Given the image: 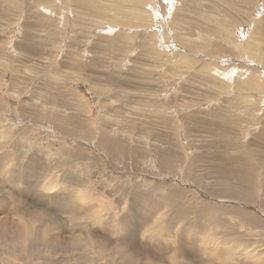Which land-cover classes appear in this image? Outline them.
<instances>
[{
	"label": "rangeland",
	"instance_id": "1",
	"mask_svg": "<svg viewBox=\"0 0 264 264\" xmlns=\"http://www.w3.org/2000/svg\"><path fill=\"white\" fill-rule=\"evenodd\" d=\"M94 1L100 7L103 6L104 13L97 4L89 10H85V7H87L85 0H14L15 4L11 0H0V135H6L0 137V142L3 139L2 144H0V157L3 156L0 158V167H5L4 169L1 168L3 171H0V185L3 181L5 184L7 183V186H18L19 188L16 187V189L24 191L22 195L13 197L14 207L10 211L14 210L16 214L13 213V215H17L16 220H20V222L29 216L39 220V216V218H43L47 215L51 216L59 210L61 211L62 208L60 209L58 206V209L55 210L57 208L56 204H51L50 207L40 204L42 208L38 207L37 203H40L37 201L38 196L34 197L35 202L31 205L28 203L25 206L21 205L20 201L23 199H27V202L31 203L34 191L38 190L58 192V195L63 196L62 204L67 203L65 199L68 198V203H71L75 209L79 199L80 203L87 205L85 211L74 213L76 215V219L74 221L72 219L74 223L69 219L60 221V223L57 222L55 226L51 224L53 233L48 236V239L51 240L56 236L57 241H66V245L57 243L56 248L54 244V247L51 248L48 246L43 247L44 250L37 246L35 248L37 254L34 251L27 252L24 247V249L17 247L18 251L21 252H17L15 260L12 258L10 261L9 257H2L1 255L0 263L5 259L8 262L10 261L9 264H31V262L32 264H43V261L44 264H69L67 261L74 262L76 260L74 256L78 257V255L81 256L82 253L87 252L89 256L94 255L92 257L93 262H88L87 260L91 256H88V258L86 253L83 254L86 255L85 258L87 257V259L84 258L87 263L104 264V259L101 260L97 257L101 256L102 251L106 248L112 245L116 248L118 244L120 245V242L121 244L122 241L126 242L125 234L127 232L122 228L130 226L136 227L134 228L136 232L132 231L134 238L127 236L129 244L127 243L124 249L121 245L118 248L127 251L125 248L127 245L133 246L137 250V259H140L145 256V251L152 244L155 247L158 243L154 242V239L159 238L161 240L165 237L171 240L177 237V232L183 231L186 221L193 220L196 221L193 224L194 226L199 224L193 235H203L208 239L209 235L213 236L214 233V236L218 237L223 234V237L227 238L226 242L240 238V231L245 233L242 238L252 239L246 234L247 231H252L263 238L262 245H264V234H261L262 228L264 229V225H262L264 205L261 201L264 190H261L260 187H258L260 190L255 189L256 185L259 184V180H262L264 176V164L256 166L253 172L246 169L247 173H251L250 176L247 175V179L243 175L245 171L243 167L246 166H242V170L238 171L236 163L234 166V163H230L232 165L229 166L228 162L234 157V153L238 155L241 151L249 148L247 154L250 155L252 160H256L259 157V152L264 151V135L261 134L264 133V59L261 57V59H258L259 56L254 59L255 57L252 56L254 52H251V56L249 55L250 48H254L255 44L256 47L260 48V51L264 50V35L253 29L257 22H261L260 20L264 17V0H151L150 4L140 3L133 9L131 8V0ZM106 5L109 7H106ZM136 9L142 11L136 13L134 11ZM129 10L133 12L131 13ZM77 11H80V13ZM126 11H129L130 16H126L128 15ZM119 12L121 14H118ZM133 13L138 15L135 19L132 17ZM95 14H98V16ZM113 14L114 16H112ZM257 14H260V16L258 17ZM104 15L106 20L105 17L102 21L98 19L99 17L101 19ZM107 17H113L115 20ZM219 19L223 22H220ZM119 20L122 21L121 23L124 26L121 27ZM224 20L226 21L224 22ZM95 21H98V23H95ZM124 23H128V25L126 26ZM144 26L147 27L144 28ZM146 34L148 37H146ZM247 36L250 37L247 39L251 40L250 43L253 42L254 46L251 43L252 47L247 48ZM258 44L259 46H257ZM238 51L240 52L238 53ZM178 58L190 59L193 66L179 65L178 61L180 63V59L178 60ZM253 66L257 69H254ZM243 69L244 72H242ZM247 71L249 72L246 73L247 77L241 76V73ZM252 74V78L256 82H254L255 87L253 89L237 91L232 88L235 82H247ZM234 76H237L239 79L236 78L239 81H236ZM231 82L234 84L231 85ZM236 95H238V98ZM235 100L241 101L237 104L238 102H235ZM26 106H29V108ZM21 108L24 110L21 111ZM48 116H51L50 120H48ZM81 120H84V122ZM50 121L51 123H49ZM75 122L77 123L74 125L76 129L72 127ZM62 123L70 124V130L68 129L69 125L66 127ZM59 128H64V133ZM7 130L8 132H6ZM11 134H14L16 141ZM7 137L11 142H8V139L5 140ZM4 141H6V144ZM225 142L227 145L232 143L233 146L229 145L228 147ZM227 147L229 149L232 147V149L229 150ZM211 148H213V151ZM234 148L236 152H239L236 153L235 150L233 152ZM6 152L7 154H5ZM74 152L79 154L77 155ZM229 152H231L230 156L226 154ZM107 153H110V155ZM222 153H225L226 157L229 156L230 159H226L225 155L224 158ZM70 154H73V156ZM2 163L5 165L3 166ZM69 169L72 171L69 172ZM4 171L6 172L4 173ZM2 172L3 174H1ZM15 172L18 174H15ZM36 172L40 174L39 180L41 182H37L36 176L38 174ZM224 173L226 176H224ZM22 174L24 175L22 176ZM15 180L18 181L17 184H15ZM227 180L229 183L226 182ZM10 181L14 183L11 184ZM233 185L240 186V188H236L237 192H233L234 189L231 190ZM170 186L172 189L174 188L173 193L170 192L172 189L168 190L171 188ZM46 188L49 190H46ZM166 188L168 189L166 190ZM242 188L249 189L247 191L251 200L242 198L244 194L240 192ZM168 192L170 195L166 196ZM0 193L2 192L0 191ZM175 193L179 195L177 196L179 203L174 200H177V198L172 197ZM77 194H79V197ZM88 195H93L94 199L91 200V196ZM98 196L100 201H96ZM171 197L173 201L170 200ZM217 197L235 200L242 198L239 200L242 203L218 201ZM164 198H168L170 201L167 199L165 201ZM169 203L172 207L168 205ZM177 205L182 207L180 208ZM222 205L227 210L230 208L229 210L235 209V211L247 212L249 215L253 214L257 216L254 219L256 221L248 219L245 221L233 215H228L225 219L223 216V219L227 222L224 231L221 233L222 229L217 227L218 225L213 228L210 227V224L213 222V217H216L222 208L224 209ZM32 206L40 210H34ZM137 207L139 208L137 209ZM19 208L21 209L19 210ZM183 210L189 212L188 216L183 218L185 221H181L182 218L178 216L172 219V215L176 216L179 211ZM0 211L5 215V211ZM10 211H7V213H11ZM129 212H133L135 216L132 225L124 221ZM109 213H111V216L115 215L112 218L117 219V221L123 216L121 217L122 223L116 220L117 224L114 223V220L108 218ZM149 213L150 215H148ZM151 215H154V217ZM139 218L142 220L141 222L149 223L146 226L144 224V227L142 226L144 229L141 228L140 223L135 222ZM148 220L149 222H147ZM119 223L124 226L119 225ZM114 224L119 226L117 227ZM171 224L172 227L169 226ZM151 225H153L152 229ZM106 226L111 227L110 229L115 233L113 236L110 232H107ZM205 226L209 229L204 228ZM56 227H58V231ZM81 227H83L82 233H80ZM139 228L146 232L143 231L144 233H142ZM66 230L69 231V234H66ZM147 230L151 232L148 233ZM85 231H88L89 234ZM78 234L82 235L79 236ZM169 234L172 236H169ZM204 234H207L208 238ZM68 235L70 237H67ZM87 235L90 238L87 239ZM110 237L113 243L111 239L109 240ZM228 237L231 240H228ZM71 239H80V246L83 245L82 248L85 252H80V254L77 249L73 250L71 248L72 251L69 250ZM98 239L105 244V247L100 241L98 242ZM84 242L89 246L85 245ZM138 242L140 243L138 244ZM92 243H95V246H92ZM248 243L247 241L240 242L242 247H250L254 244L250 243V246H248ZM96 244H99L98 247ZM100 245H103L102 248ZM174 245L169 241L166 243L167 248L168 246L169 248L172 247L170 249H175L176 245ZM63 246V252L66 250V255L61 250L59 251L62 254L57 251V249H63ZM84 246L88 248L87 251ZM237 246L240 245L237 244ZM90 247L92 248L91 251H89ZM95 247H100L101 251L99 252ZM14 249L12 243L5 247V251ZM92 251L93 253L90 254ZM95 252L98 255L97 257ZM44 253L46 254L45 258ZM193 258L195 261L198 260V257ZM84 259H81L82 264L83 261L85 262ZM71 261L70 264L73 263ZM114 261H108L105 264H117L119 262L117 258ZM122 262L126 264L125 261ZM75 263L76 261L73 264Z\"/></svg>",
	"mask_w": 264,
	"mask_h": 264
},
{
	"label": "bare ground",
	"instance_id": "2",
	"mask_svg": "<svg viewBox=\"0 0 264 264\" xmlns=\"http://www.w3.org/2000/svg\"><path fill=\"white\" fill-rule=\"evenodd\" d=\"M20 1V0H19ZM11 2L12 3H16V2H14V0H11ZM22 2V1H21ZM85 4H87V7H85V10H89L90 8H92L95 4H97L98 5V3L97 2H95L94 0H85ZM131 2H132V5H131V8L133 9V8H136L137 6H138V4H140V3H146V4H150L151 3V0H149V1H147V0H131ZM212 2V1H211ZM239 2V1H238ZM23 3V2H22ZM46 3H47V1H46ZM104 3V2H103ZM107 3V2H106ZM109 3V2H108ZM117 3V2H116ZM115 3V4H116ZM159 3V2H158ZM189 3V2H188ZM228 3V2H227ZM226 3V4H227ZM237 3V2H236ZM261 3V2H260ZM21 3L19 2V5H20ZM102 4V3H101ZM113 4V3H112ZM114 4V5H115ZM200 4V3H199ZM202 4V3H201ZM205 4V3H204ZM209 4V3H208ZM238 4V3H237ZM108 5H111V4H108ZM108 5H106V7H109ZM193 5V4H192ZM230 5V4H229ZM241 5V4H240ZM21 6V5H20ZM96 6V5H95ZM153 6V5H152ZM200 6V5H199ZM203 6H205V5H203ZM98 7H100L99 5H98ZM105 7V6H104ZM209 7V6H208ZM101 9H102V11H103V6H101L100 7ZM111 8H113V7H111ZM202 8V7H201ZM205 8V7H204ZM228 8V7H227ZM240 8V7H239ZM238 8V9H239ZM110 9V8H109ZM203 9V8H202ZM234 9V8H233ZM232 9V10H233ZM263 9V8H262ZM92 10V9H91ZM124 10V9H123ZM150 10V9H149ZM240 10V9H239ZM243 10V9H242ZM264 10V9H263ZM17 11V10H16ZM81 11V10H80ZM80 11L78 12V13H80ZM105 11H106V8H105ZM109 11H111V12H113L112 10H109ZM109 11H107V12H109ZM118 11V10H117ZM130 11V10H129ZM129 11H126L127 12V14L129 13ZM136 13H138V11H142V10H134ZM152 11V10H151ZM154 11V10H153ZM152 11V12H153ZM230 11V10H229ZM238 11V10H237ZM19 12V11H18ZM81 12H83V11H81ZM131 12V11H130ZM133 12V11H132ZM131 12V13H132ZM159 12V11H158ZM239 12V11H238ZM241 12V11H240ZM244 12V11H243ZM91 13V12H90ZM98 13V12H97ZM102 13H104V11L102 12ZM123 13V12H122ZM125 13V12H124ZM130 13V14H131ZM134 14L133 13V16L132 17H134L133 19H135L138 15L137 14ZM108 14H110V13H108ZM118 14H121V12H119ZM146 14V13H145ZM152 14V13H151ZM252 14V13H251ZM261 14V13H260ZM260 14L258 15V17L260 16ZM81 15V14H80ZM94 15V14H93ZM95 15H97L98 16V14H95ZM102 15V14H101ZM106 15V14H105ZM103 16L101 19H100V17L98 18L99 20H103V18L106 20V16ZM117 15V14H116ZM135 15V16H134ZM137 15V16H136ZM100 16V15H99ZM112 16H114V14L112 15ZM119 16V15H118ZM126 16H130L129 14L128 15H126ZM140 16V15H139ZM143 16H146V15H143ZM155 16V15H154ZM153 16V17H154ZM215 16V15H214ZM77 17H78V15H77ZM117 17V16H116ZM141 17H142V15H141ZM216 17V16H215ZM94 18V17H93ZM107 18H112V19H114L113 17H107ZM118 18V17H117ZM143 18V17H142ZM146 18V17H145ZM241 18V17H240ZM111 19V20H112ZM130 19V18H129ZM217 19V18H216ZM96 20V19H95ZM108 20H110V19H108ZM115 20V19H114ZM145 20V19H144ZM176 20V19H175ZM101 21H100V23H101ZM120 21V20H119ZM125 21V20H124ZM127 21V20H126ZM125 21V22H126ZM140 21V20H139ZM143 21V20H142ZM146 21V20H145ZM178 21V20H177ZM218 21V20H217ZM219 21H220V19H219ZM222 22H223V20H221ZM220 21V22H221ZM226 20H224V22H225ZM261 22H257V25L253 28V29H255L258 33H262L263 35H264V17H263V19H261L260 20ZM122 21H120V23H121ZM129 22V21H128ZM147 22V21H146ZM229 22V21H228ZM232 22V21H231ZM95 23H98V21H95ZM130 23V22H129ZM141 23V22H140ZM147 23H149V22H147ZM93 24V23H92ZM125 24V23H124ZM143 24V23H142ZM219 24V23H218ZM246 24V23H245ZM96 25V24H95ZM98 25V24H97ZM117 25H119V24H117ZM122 25H123V23H121V27H122ZM126 26L128 25V23L127 24H125ZM133 25V24H132ZM238 25H239V23H238ZM99 26V25H98ZM124 26V25H123ZM129 26H130V24H129ZM220 26V25H219ZM145 27H147V26H144V28ZM221 27V26H220ZM228 27V26H227ZM233 27V26H232ZM234 28V27H233ZM252 28V27H251ZM229 29V28H228ZM226 30V29H225ZM141 31V30H140ZM255 31V32H256ZM166 32V31H165ZM228 33H229V31H227ZM138 33V32H137ZM231 33V32H230ZM257 34V33H256ZM23 35V34H22ZM122 35V34H121ZM145 35V34H144ZM147 35V34H146ZM251 35V34H250ZM249 35V36H250ZM261 35V34H260ZM172 36V35H171ZM237 36V35H236ZM249 36H247L246 37V39L247 38H250ZM258 35H256V37H257ZM110 37V36H109ZM146 37H148V35L146 36ZM103 38V37H102ZM258 38V37H257ZM262 38H263V36H262ZM104 39V38H103ZM117 39V38H116ZM156 39V38H155ZM259 39V38H258ZM257 39V40H258ZM110 40V39H109ZM248 40L249 39H247V43H248V45H247V48L248 47H250L251 46V43H253V42H251L250 43V41L251 40H249V42H248ZM260 40V39H259ZM254 41V40H253ZM232 43V42H231ZM234 43V42H233ZM262 43V42H261ZM194 46V45H193ZM252 46H254V43H253V45ZM251 46V47H252ZM257 46H259V44L257 45ZM240 47V46H239ZM101 48V47H100ZM235 48H236V46H235ZM238 48V47H237ZM227 49V48H226ZM153 50V49H152ZM208 50V49H207ZM213 50V49H212ZM239 50V49H238ZM245 51V50H244ZM262 51V50H261ZM260 51V48L259 47H256V44H255V47L254 48H250V56H251V52H254V54L252 55V56H254L255 58L254 59H256L258 56H259V58L258 59H264V50L261 52ZM154 52V51H153ZM209 52H210V50H209ZM240 51H238V53H239ZM248 52H249V50H248ZM109 53H110V51H109ZM106 54V53H105ZM219 54V53H218ZM263 54V55H262ZM114 55V54H113ZM214 55H216V54H214ZM104 56V55H103ZM110 56H111V54H110ZM165 57H166V55H165ZM173 57V56H172ZM261 57V58H260ZM180 58H178V60H179ZM194 59V58H193ZM257 59V60H258ZM110 60V59H109ZM177 60V61H178ZM232 61V60H231ZM12 62H14V61H12ZM174 62V61H173ZM176 62V61H175ZM195 62V61H194ZM259 63V62H258ZM178 64L180 65V64H184V65H182V66H187V67H191V66H193V65H191V60L190 59H187V58H181L180 59V63H179V61H178ZM225 64H226V62H225ZM14 65H15V63H14ZM242 65V64H241ZM175 66V65H174ZM231 66V65H230ZM208 67V66H207ZM218 67V66H217ZM238 67V66H237ZM254 67V69H257V68H255V66H253ZM252 67V68H253ZM16 68V67H15ZM88 68V67H87ZM215 68V67H214ZM234 68V67H233ZM251 68V67H250ZM191 69V68H190ZM237 69H239V68H237ZM253 69V70H254ZM260 69V68H259ZM246 70H247V68H246ZM252 70V69H251ZM89 71V70H88ZM191 71V70H190ZM199 71V70H198ZM214 71V70H213ZM216 71V70H215ZM223 71H225V70H223ZM229 71V70H228ZM248 71L250 72V70L248 69ZM245 72V73H241V76H245V77H247L246 75V73H249V72ZM264 71V70H263ZM94 72H95V70H94ZM217 72V71H216ZM234 72H235V69H234ZM242 72H244V69L242 70ZM53 73V72H52ZM254 73V72H253ZM91 74H93V73H91ZM210 74V73H209ZM211 75V74H210ZM219 75V74H218ZM228 75H229V73H228ZM231 75V74H230ZM250 75V74H249ZM49 76V75H48ZM194 77V76H193ZM228 77V76H227ZM230 77V76H229ZM235 77V76H234ZM237 77V76H236ZM235 77V78H236ZM253 74H252V76L250 77V78H248V81L247 82H245V81H239V80H237V78H236V81H239V82H235V84L233 83V82H231V85L232 84H234V87H232V88H234L235 90H251V89H253L255 86H254V80H253ZM101 78V77H100ZM195 79V78H194ZM229 79V78H228ZM232 79V78H231ZM239 79V78H238ZM52 80V79H51ZM99 80V79H98ZM122 80V79H121ZM233 80H235V79H233ZM53 82V81H52ZM256 83V82H255ZM97 84V83H96ZM257 84H259V83H257ZM50 85H52V84H50ZM205 85V84H204ZM49 86V85H48ZM128 86V85H127ZM257 86V85H256ZM220 87V86H219ZM209 88V87H208ZM231 88V87H230ZM226 89V88H225ZM233 89V90H234ZM261 90V89H260ZM96 91V90H95ZM106 91V90H105ZM217 91V90H216ZM264 91V90H263ZM219 92V91H218ZM114 94V93H113ZM184 94V93H183ZM235 96V95H234ZM238 95H236V97H237ZM225 97V96H224ZM227 97V96H226ZM230 97V96H229ZM238 98V97H237ZM45 100V99H44ZM237 100V99H236ZM235 100V102H238L237 104H239V102L241 101V100H239V101H236ZM231 101H233V100H231ZM249 102V101H248ZM247 102V103H248ZM15 103V102H14ZM241 104V103H240ZM23 105V104H22ZM31 105V104H30ZM236 105V104H235ZM247 105V104H246ZM20 106V105H19ZM234 106V105H233ZM238 106V105H237ZM21 107V106H20ZM26 107H28L29 108V106H26ZM25 107V108H26ZM239 107V106H238ZM241 107H242V105H241ZM241 107H240V109H241ZM3 108V107H2ZM5 108H7V107H5ZM17 109V108H16ZM30 109H31V107H30ZM62 109V108H61ZM64 109V108H63ZM0 110H1V108H0ZM6 110V109H5ZM4 110V111H5ZM11 110V109H10ZM21 111H23L24 109L23 108H21L20 109ZM33 110V109H32ZM34 110H35V108H34ZM233 110V109H232ZM7 111V110H6ZM74 112V111H73ZM77 112V111H76ZM6 113V112H5ZM23 114V113H22ZM48 114H50V113H48ZM222 114V113H221ZM15 115V114H14ZM216 115V114H215ZM1 116H3V115H1ZM54 116V115H53ZM227 116V115H226ZM20 117H21V115H20ZM49 117V116H48ZM3 118V117H2ZM35 118V117H34ZM50 118H51V116L49 117V119L48 120H50ZM53 119V118H52ZM51 119V120H52ZM2 120V119H1ZM5 120V119H4ZM34 120V119H33ZM39 120V119H38ZM38 120H37V122H38ZM72 120V119H71ZM7 121V120H6ZM36 121V120H35ZM60 121V120H59ZM79 121V120H78ZM81 121H83L84 122V120H81ZM2 122V121H1ZM17 122H18V120H17ZM32 122V121H31ZM67 122V121H66ZM68 122H69V119H68ZM82 122V123H83ZM86 122V121H85ZM88 122V121H87ZM5 123V122H4ZM33 123H35V122H33ZM49 123H51V121L49 122ZM54 123H56V122H54ZM6 124H7V122H6ZM47 124V123H46ZM57 124V123H56ZM72 124V123H71ZM75 124H77L76 122L74 123V124H72V127H74V125ZM90 124V123H89ZM88 124V125H89ZM58 125V124H57ZM62 125H64V126H68L69 125V127H68V129L70 130V124H66V123H62ZM87 125V126H88ZM214 125V124H213ZM80 126V125H79ZM86 126V127H87ZM217 126V125H216ZM6 127V126H5ZM59 127H60V125H59ZM65 127V128H66ZM85 127V128H86ZM220 127V126H219ZM218 127V128H219ZM33 128H35V127H33ZM36 128H38V127H36ZM214 128H215V125H214ZM7 129V128H6ZM18 129V128H17ZM43 129V128H42ZM64 128H62V129H60L59 128V130H63ZM74 129H76L75 127H74ZM229 129V128H228ZM1 130H3V129H1ZM46 130V129H45ZM83 130H85V129H83ZM88 130V129H87ZM4 131V130H3ZM10 131V130H9ZM12 132H13V130H11ZM54 131V130H53ZM72 131V130H71ZM76 131V130H75ZM262 131V130H261ZM5 132V131H4ZM6 132H8V130L6 131ZM16 132V131H15ZM63 133H64V130L62 131ZM66 132V131H65ZM70 132V131H69ZM85 132V131H84ZM102 132V131H101ZM231 132V131H230ZM57 133V132H56ZM98 133V132H97ZM189 133V132H188ZM198 133V132H197ZM260 133V132H259ZM15 134V133H14ZM14 134H11V135H13L12 136V138L13 139H15L14 138ZM72 134H73V132H72ZM77 134V133H76ZM79 134H81V133H79ZM78 134V135H79ZM203 134V133H202ZM261 134H263L264 135V133H261ZM260 134V135H261ZM2 136L4 135V134H1ZM1 135H0V137H1ZM74 135H75V132H74ZM73 135V136H74ZM84 135V134H83ZM207 135V134H206ZM4 136H6V135H4ZM9 136V135H8ZM17 136V135H16ZM72 136V137H73ZM76 136V135H75ZM75 136H74V138H75ZM81 136V135H80ZM80 136H78V137H80ZM208 136V135H207ZM212 136V135H211ZM211 136H210V138H211ZM29 137V136H28ZM27 137V138H28ZM65 137V136H64ZM67 137V136H66ZM96 137V136H95ZM100 137V136H99ZM259 137V136H258ZM263 137V136H262ZM19 138V137H18ZM17 138V139H18ZM69 138V137H68ZM83 138V137H82ZM87 138V137H86ZM101 138V137H100ZM105 138V137H104ZM227 138V137H226ZM231 138V137H230ZM6 139H8V142L10 141L9 140V138L7 137V138H5V140ZM33 139V138H32ZM32 139H31V141H32ZM64 139V138H63ZM88 139V138H87ZM90 139V138H89ZM103 139V138H102ZM215 139V138H214ZM213 139V140H214ZM3 140V139H2ZM2 140H1V142H2ZM12 140V139H11ZM70 140V139H69ZM208 140V139H207ZM217 140H219V139H217ZM15 141H16V139H15ZM19 141V140H18ZM103 141H104V139H103ZM0 142V144H2ZM6 141H4V143H5ZM11 142V141H10ZM13 142V141H12ZM79 142H80V140H79ZM101 142H102V140H101ZM228 142V141H227ZM18 144H19V142H17ZM6 144V143H5ZM9 144V143H8ZM72 144V143H71ZM104 144V143H103ZM106 144V143H105ZM108 144V143H107ZM211 144V143H210ZM215 144H216V142H215ZM218 144V143H217ZM225 144L227 145V143L225 142ZM224 144V145H225ZM234 144V143H233ZM4 145V144H3ZM3 145H2V147H3ZM15 145H17V144H15ZM68 145V144H67ZM109 145V144H108ZM225 145V146H226ZM229 145H232V143L231 144H228L227 146L229 147ZM8 146V145H7ZM19 146V145H18ZM40 146V145H39ZM65 146V145H64ZM114 146V145H113ZM146 146V145H145ZM148 146V145H147ZM208 146V145H207ZM209 146H212V145H209ZM224 146V147H225ZM233 146V145H232ZM236 146V145H235ZM14 147V146H13ZM16 147V146H15ZM110 148H113V147H111V146H109ZM108 147V148H109ZM115 147V146H114ZM204 147V146H203ZM227 147V148H228ZM0 148H1V146H0ZM27 148V147H26ZM70 148H71V146H70ZM109 148V149H110ZM117 148V147H116ZM121 148V147H120ZM231 149H232V147H230ZM12 149V148H11ZM10 149V150H11ZM16 149V148H15ZM63 149V148H62ZM65 149V148H64ZM73 149V148H72ZM132 149V148H131ZM208 149V148H207ZM210 149V148H209ZM213 148H211V150H212ZM216 149V148H215ZM229 149V148H228ZM231 149H229V150H231ZM9 150V151H10ZM14 150V149H13ZM13 150H12V152H13ZM51 150V149H50ZM68 150V149H67ZM78 150V149H77ZM228 150V151H229ZM234 150H235V148L232 150L233 152H234ZM250 150V148L249 149H247V150H244V151H241L240 152V154H238V155H235V153H234V157L233 158H229V156L231 155V152H229V153H226L227 155H229V156H227L226 157V155H225V153H222V155H223V157H224V155H225V157H226V159H230V160H228V162H229V166L230 165H232V164H230V163H234L233 164V166L235 165V163H236V167H237V170L238 171H240V170H242V166H246V167H243L244 169H245V171H244V174H243V172H242V174L243 175H245V177L248 179V176H250L251 175V173H247V171H246V169L247 170H249V171H251V172H253V170L255 169V167L256 166H260L261 164L263 165L264 164V151H260L259 152V157L256 159V160H252L251 159V157H250V155L249 154H247L248 153V151ZM15 151V150H14ZM36 151V150H35ZM40 151V150H39ZM80 151V150H79ZM158 151V150H157ZM213 151V150H212ZM216 151V150H215ZM219 151V150H218ZM16 152H18V151H16ZM34 152V151H33ZM38 152V151H37ZM69 152V151H68ZM73 152V151H72ZM106 152V151H105ZM109 152V151H108ZM208 152V151H207ZM227 152V151H226ZM232 152V153H233ZM235 152H236V150H235ZM239 152V151H238ZM238 152H236V153H238ZM8 153H10V152H8ZM14 153V152H13ZM22 153V152H21ZM20 153V154H21ZM66 153V152H65ZM70 153V152H69ZM75 153V152H74ZM112 153V152H111ZM124 153V152H123ZM201 153V152H200ZM203 153V152H202ZM201 153V154H202ZM216 154H217V152H215ZM220 153V152H219ZM5 154H7V152L5 153ZM12 154V153H11ZM11 154H9V155H11ZM53 155H54V153H52ZM75 154H77V153H75ZM79 154V153H78ZM77 154V155H78ZM107 154H109L110 155V153H107ZM173 154V153H172ZM12 155H14V154H12ZM50 155V154H49ZM69 155V154H68ZM71 155V154H70ZM134 155V154H133ZM188 155V154H187ZM204 155H207V154H204ZM203 155V156H204ZM1 156V155H0ZM17 156V155H16ZM19 156V155H18ZM59 156H60V154H59ZM71 156H73V154L71 155ZM76 156V155H75ZM3 157V156H2ZM2 157H0V158H2ZM5 157V156H4ZM214 157V156H213ZM222 157V156H221ZM224 157V158H225ZM37 158V157H36ZM60 158H62V157H60ZM160 158V157H159ZM198 158V157H197ZM204 158V157H203ZM17 159H19V158H17ZM31 159V158H30ZM51 159V158H50ZM64 159H66V158H64ZM153 159V158H152ZM200 159H201V156H200ZM220 159V158H219ZM56 160H57V158H56ZM61 160H63V159H61ZM75 160V159H74ZM97 160V159H96ZM127 160V159H126ZM161 160V159H160ZM187 160V159H186ZM189 160V159H188ZM222 160H224V159H222ZM2 161V160H1ZM27 161V160H26ZM41 161V160H40ZM46 161V160H45ZM59 161H60V159H59ZM175 161V160H174ZM204 161V160H203ZM221 161V160H220ZM57 162V161H56ZM96 162V161H95ZM190 162V161H189ZM211 162V161H210ZM222 162V161H221ZM18 163H20V162H18ZM22 163V162H21ZM25 163V162H24ZM32 163V162H31ZM54 163V162H53ZM184 163V162H183ZM216 163V162H215ZM214 163V164H215ZM225 163V162H224ZM1 164V163H0ZM3 164V163H2ZM23 164V163H22ZM59 164V163H58ZM156 164H157V161H156ZM187 164V163H186ZM5 164H3V166H4ZM27 165H28V163H27ZM55 165V164H54ZM57 165V164H56ZM55 165V166H56ZM62 165V164H61ZM66 165V164H65ZM65 165H63V166H65ZM68 165V164H67ZM146 165V164H145ZM179 165V164H178ZM194 165V164H193ZM2 166V165H1ZM20 166H22V165H20ZM25 166V165H24ZM31 166V165H30ZM59 166V165H58ZM70 166V168H71V164L69 165ZM128 166V165H127ZM180 166H181V164H180ZM179 166V167H180ZM188 166V165H187ZM186 166V167H187ZM192 166V165H191ZM221 166V165H220ZM220 166H218V167H220ZM36 167V166H35ZM94 167V166H93ZM119 167V166H118ZM147 167V166H146ZM193 167V166H192ZM191 167V168H192ZM213 167V166H212ZM217 167V170L219 169ZM227 167V166H226ZM248 167V168H247ZM2 167H0V171L2 170V169H4V168H2ZM135 168V167H134ZM178 168V167H177ZM216 168V167H215ZM214 168V169H215ZM221 168V167H220ZM14 169V168H13ZM148 169V168H147ZM243 169V170H244ZM19 170V169H18ZM22 170V169H21ZM27 170V169H26ZM32 170V169H31ZM31 170H29V171H31ZM127 170V169H126ZM211 170V169H210ZM229 170V169H228ZM3 171V170H2ZM15 171V170H14ZM34 171V170H33ZM70 171H72V170H70L69 169V172ZM95 171V170H94ZM157 171V170H156ZM213 171H216V170H213ZM222 171V170H221ZM231 171H232V169H231ZM6 171H4V173H5ZM13 172V171H12ZM11 172V173H12ZM21 172H23V171H21ZM149 172V171H148ZM164 172H166V171H164ZM173 172V171H172ZM212 172V171H211ZM220 172V171H219ZM8 173V172H7ZM14 173V172H13ZM12 173V174H13ZM17 172H15V174H16ZM20 173V172H19ZM35 173V172H34ZM62 173V172H61ZM82 173V172H81ZM157 173H158V171H157ZM160 173H162V172H160ZM217 173H218V171H217ZM226 173V172H225ZM225 173H224V176H226L225 175ZM1 174H3V172L1 173ZM18 174V173H17ZM36 174H38L37 172H36ZM65 174V173H64ZM75 174V173H74ZM84 174V173H83ZM82 174V175H83ZM88 174V173H87ZM148 174V173H147ZM184 174V173H183ZM220 174V173H219ZM223 174V173H222ZM5 175V174H4ZM9 175V174H8ZM21 175V174H20ZM24 174H22V176H23ZM60 175V174H59ZM169 175V174H168ZM185 175V174H184ZM213 175V174H212ZM221 175V174H220ZM248 175V176H247ZM21 176V177H22ZM62 176V178H64L63 177V175H61ZM68 176H70L69 174H68ZM73 177H74V175H72ZM153 176V175H152ZM173 176V175H172ZM223 176V175H222ZM7 177V176H6ZM5 177V178H6ZM9 177V176H8ZM10 177H11V174H10ZM60 177V176H59ZM86 177V176H85ZM114 177V176H113ZM188 177V176H187ZM231 177H232V174H231ZM2 178V177H1ZM39 178H40V174H38V176H36V180H37V182H41V180H39ZM77 178V177H76ZM97 178V177H96ZM154 178V177H153ZM167 178V177H166ZM169 178V177H168ZM184 178V177H183ZM226 178V177H225ZM233 178V177H232ZM8 179V178H7ZM16 179H17V175H16ZM26 179V178H25ZM71 179V178H70ZM180 179V178H179ZM186 179V178H185ZM222 179V178H221ZM81 180V179H80ZM91 180V179H90ZM233 180V179H232ZM254 180V179H253ZM8 181V180H7ZM20 181H22V180H20ZM20 181H19V184H20ZM71 181V180H70ZM82 181V180H81ZM88 181V180H87ZM156 181V180H155ZM197 181V180H196ZM252 181V180H251ZM9 182V181H8ZM18 183V181H16L15 180V184H17ZM67 182V181H66ZM118 182V181H117ZM179 182H180V180H179ZM225 182V181H224ZM227 183H229V181L227 180L226 181ZM230 182H231V180H230ZM233 182V181H232ZM10 183H11V181H10ZM14 183V182H13ZM13 183H11V184H13ZM22 184H23V182H21ZM25 184H26V182H24ZM62 183V182H61ZM122 183V182H121ZM163 183V182H162ZM222 183V182H221ZM243 183V182H242ZM7 184V183H6ZM3 181H2V183H1V185H0V191L2 192V193H0V210H2V211H5L4 213H5V215L0 211V256L2 255V257H9L10 259V261H11V259L12 258H14V260H15V255L17 254V252H21V251H18L19 249V247H24L25 248V250L27 251V252H31V251H34V253H36L35 251H36V247L38 246V247H41V249L43 248V247H46V246H48V247H52L54 244V246H55V248H56V244L57 243H61V244H64V245H66L65 244V242L64 241H61V242H59V241H57V239H56V236H54L55 238H51V240L50 239H48V236L49 235H51L53 232H52V226H51V224H54V226H55V223H57V222H59L60 223V221H63V220H69L70 219V221L72 222V219H73V221H74V219H76L75 217H76V215L74 214V213H78V211L79 212H81V211H85V209H86V207H87V205L86 204H84V203H80L81 201H80V199H79V203H76V209H75V207L71 204V203H68V198H67V200L65 199V201L67 202V203H65V204H62V198H63V196H60V195H58L57 193L58 192H54V191H50V192H43V191H41V190H38V191H34V194H33V199H32V201H31V203H29V202H27V199L25 200V199H23L22 201H20L21 202V205L22 206H25L27 203L28 204H32L33 202H35L34 201V197L35 196H38V199H37V201L38 202H40V203H37L38 204V207H40V208H42V206H51V204H56L55 206L57 207H59L60 209H61V211L59 210V212H54V214L53 215H47V216H44L43 218H39L38 217V219L39 220H37V219H35V218H32V216H29V217H27V218H25V220H21V222H20V220H16V217H17V215H13V213H15L14 212V210L11 212L10 210L11 209H13V207H14V204H13V197L15 196V195H22L23 193H24V191H19L18 189H16V187H18V186H14V185H10V186H7ZM18 184V185H19ZM43 184V183H42ZM84 184V183H83ZM165 184V183H164ZM233 184V183H232ZM240 184V183H239ZM9 185V184H8ZM24 185V184H23ZM56 185V184H55ZM60 185V184H59ZM70 185V184H69ZM85 185V184H84ZM87 185V184H86ZM176 185V184H175ZM230 185H231V183H230ZM37 186V185H36ZM163 186V185H162ZM200 186V185H199ZM247 186V185H246ZM252 186V185H251ZM64 187V186H63ZM69 187V186H68ZM85 187V186H84ZM87 187H89L88 185H87ZM171 187V186H170ZM197 187V186H196ZM258 187H260L261 188V190L263 189L264 190V176L262 177V180L260 179L259 180V184H257L256 185V187H255V189L256 190H260ZM19 188V187H18ZM31 188V187H30ZM33 188V187H32ZM35 188V187H34ZM47 188H48V185H47ZM46 188V190H49V189H47ZM49 188H51V187H49ZM58 188H59V186H58ZM58 188H56V189H58ZM71 188V187H70ZM159 188V187H158ZM236 188H240V186H238V185H233L232 186V189L231 190H233L234 189V191L233 192H237V190H236ZM35 189H37V188H35ZM35 189H32V190H35ZM39 189V188H38ZM68 189V188H67ZM82 189V188H81ZM92 189V188H91ZM152 189V188H151ZM168 188H166V190H167ZM172 189V187L170 188V189H168L169 191ZM174 189V188H173ZM171 190L170 192H172L173 193V191L174 190ZM179 189V188H178ZM189 189V188H188ZM192 189V188H191ZM202 189V188H201ZM221 189V188H220ZM225 189H226V187H225ZM224 189V190H225ZM22 190V189H21ZM43 190V189H42ZM45 190V191H46ZM52 190V189H51ZM62 190V189H61ZM64 190H66L65 188H64ZM69 190V189H68ZM76 190V189H75ZM163 190H164V188H163ZM162 190V191H163ZM223 190V191H224ZM248 191H249V189H247ZM245 188H242L241 189V191L240 192H242V194H243V197L242 198H244V199H248L249 198V192L247 191ZM250 190H252V189H250ZM70 191H71V189H70ZM69 191V192H70ZM86 191V190H85ZM89 191H90V188H89ZM94 191V190H93ZM139 191V190H138ZM142 191V190H141ZM176 191V190H175ZM179 191V190H178ZM181 191V190H180ZM184 191V190H183ZM185 191H188V190H185ZM194 191V190H193ZM227 191H229V190H227ZM59 192H61L60 190H59ZM64 192V191H63ZM62 192V193H63ZM73 192V191H72ZM117 192H118V190H117ZM148 192V191H147ZM177 192V191H176ZM196 192H197V190H196ZM219 192V191H218ZM61 193V194H62ZM67 193V192H66ZM76 193H77V191H76ZM113 193V192H112ZM119 193V192H118ZM146 193V192H145ZM144 193V194H145ZM181 193H182V191H181ZM188 193V192H187ZM194 193V192H193ZM200 193H201V191H200ZM209 193V192H208ZM213 193H215V192H213ZM83 194V193H82ZM95 194V193H94ZM168 194L170 195V193L168 192L167 194H166V196H168ZM246 194H247V196H246ZM28 195V194H27ZM68 195V194H67ZM71 195V194H70ZM79 194H77V196H78ZM134 195V194H133ZM141 195V193L139 194V196ZM190 195V194H189ZM194 195H196V194H194ZM201 195H203V194H201ZM238 195V194H237ZM66 196V195H65ZM81 196V195H80ZM88 196H91V195H88ZM113 196V195H112ZM144 196V195H143ZM174 196H176V197H174ZM174 196H172L173 198H177V196H179V195H177L176 193H175V195ZM215 196V195H214ZM20 197H22V196H20ZM74 197V196H73ZM72 197V198H73ZM79 197V196H78ZM172 197H171V199L170 200H172ZM203 197H205L204 195H203ZM237 197V196H236ZM18 198V197H17ZM29 198V197H28ZM81 198V197H80ZM88 198V197H87ZM190 198V197H189ZM218 198V197H217ZM242 198H239L238 200H235V199H220V198H218L217 200L219 201V200H223V201H231L232 203L233 202H235V203H238V204H241L242 203V201H239L240 199H242ZM91 200L92 199H94V196L92 195L91 196V198H90ZM96 199V198H95ZM165 199H167L168 200V198H164V200ZM250 200H251V198H249ZM261 201H262V204L264 205V193H263V195L261 196ZM18 200V199H17ZM64 200V199H63ZM100 201V199H99V196H98V199H96V201ZM112 200V199H111ZM170 200H168V201H170ZM175 201H177V203H179L178 202V200H179V198H177V200L176 199H174ZM210 200V199H209ZM213 200H214V198H213ZM256 200V199H255ZM254 200V201H255ZM72 201V200H71ZM74 201V200H73ZM84 201V200H83ZM82 201V202H83ZM94 201V200H93ZM146 201V200H145ZM166 201V200H165ZM173 201V200H172ZM174 201V202H175ZM185 201V200H184ZM215 201H216V199H215ZM87 202V201H86ZM92 202V201H91ZM140 202V201H139ZM156 202H158L157 200H156ZM192 202V201H191ZM253 202V201H252ZM89 203V202H88ZM93 203V202H92ZM171 203V202H170ZM170 203L168 204V205H170ZM173 203V202H172ZM176 203V204H177ZM215 203V202H214ZM221 203V202H220ZM257 203V202H256ZM42 206H41V205ZM164 204V203H163ZM162 204V205H163ZM175 204V205H176ZM182 204V203H181ZM212 204V203H211ZM210 204V205H211ZM228 204V203H227ZM248 204H249V201H248ZM138 206L140 205V204H137ZM174 205V206H175ZM183 205V204H182ZM207 205V204H206ZM210 205H209V208H210ZM212 205H214V204H212ZM223 205H225V204H223ZM222 205V206H223ZM91 206V205H90ZM146 206V205H145ZM144 206V207H145ZM154 206V205H153ZM157 206V205H156ZM159 206V205H158ZM171 206V205H170ZM177 206H179V205H177ZM176 206V207H177ZM221 206V207H222ZM58 207L57 208H55V210L56 209H58ZM96 207V206H95ZM142 207V206H141ZM147 207V206H146ZM145 207V209H147ZM172 207V206H171ZM180 208L182 207L181 205L179 206ZM178 207V209H180ZM214 207V206H213ZM216 207V206H215ZM224 207V206H223ZM237 207V206H236ZM98 208V207H97ZM100 208V207H99ZM139 207H137V209H138ZM143 208V207H142ZM149 208V207H148ZM174 208V207H173ZM194 208V207H193ZM204 208V207H203ZM212 208V207H211ZM217 208V207H216ZM6 209H7V211L9 212H11V213H7V211H6ZM21 208H19V210H20ZM32 209H34V210H40V209H38V208H36V207H33L32 206ZM46 209V208H45ZM47 209H51V208H47ZM93 209V208H92ZM92 209H90V210H92ZM155 209H156V207H155ZM183 209V208H182ZM215 209V208H214ZM230 209V208H229ZM227 210V208H225L224 207V209L222 208V210H220V212H219V214H217L216 215V217H213V222H211V224H210V227H213V228H215L217 225V227H219V228H221L222 229V231H220L221 233L224 231V229H225V224H226V222H227V220H224L223 219V216L225 217V219H226V217H228V215L230 216V215H233V216H236L237 218H241V219H243V220H253V221H256V220H254V219H256V217L257 216H254L253 214L252 215H249V214H247V212H244V211H238V210H236L235 211V209H232V210ZM73 210V211H72ZM150 210V209H149ZM165 210V209H164ZM197 210V209H196ZM49 211H51V210H49ZM19 212V211H18ZM46 212V211H45ZM52 212V211H51ZM92 212V211H91ZM97 212V211H96ZM145 212V211H144ZM150 212V211H149ZM160 212H161V210H160ZM193 212V211H192ZM20 213V212H19ZM37 213V212H36ZM95 213V212H94ZM107 213V212H106ZM125 213V212H124ZM175 213H177V212H175ZM188 211H179L177 214H176V216H174V215H172V219L174 218V217H176L177 218V216L179 217V218H182L181 219V221H185L183 218H186V216H188ZM16 214V213H15ZM23 214V213H22ZM30 214V213H29ZM39 214V213H38ZM41 214V213H40ZM48 214V213H47ZM58 214V215H57ZM91 214V213H90ZM126 214V213H125ZM151 214H152V212H151ZM163 214H164V212H163ZM19 215V214H18ZM21 215V214H20ZM24 215V214H23ZM22 215V216H23ZM26 215V214H25ZM28 215V214H27ZM42 215V214H41ZM113 215V214H112ZM117 215V214H116ZM139 215H140V213H139ZM147 215V214H146ZM148 215H150V213L148 214ZM147 215V216H148ZM155 215V214H154ZM154 215L152 216V217H154ZM215 215V214H214ZM43 216V215H42ZM58 216H60L61 218H59ZM114 216L115 215H113V216H111V213H109L108 214V218H111L112 219V221L114 220L113 218H114ZM81 217V216H80ZM113 217V218H112ZM118 217V216H117ZM121 217H123V216H121ZM121 217H120V220L118 219V221L119 222H121L122 223V219H121ZM143 217V216H142ZM20 218V217H19ZM116 218V217H115ZM145 218V217H144ZM148 218V217H147ZM149 218H151V217H149ZM163 218V217H162ZM21 219V218H20ZM111 219H110V221H111ZM142 219V218H141ZM155 219V218H154ZM153 219V220H154ZM158 219V218H157ZM228 219V218H227ZM259 219V218H258ZM15 220H16V223H15ZM81 220V219H80ZM116 221H117V219H115ZM115 220H114V223H116L115 222ZM134 220H135V216L133 215V212H129V213H127V216L125 217V219H124V221L125 222H127V223H131L130 225H132V224H134ZM143 220H145V219H143ZM166 220V219H165ZM167 220H168V218H167ZM193 220V219H192ZM220 220H223V221H220ZM261 220V219H260ZM79 221V220H78ZM117 221V222H118ZM131 221V222H130ZM142 220H140V218H139V220H137V221H135V222H138V223H140V226H141V228H143L144 227V221L143 222H141ZM170 221H171V219H170ZM252 221V222H253ZM68 222V221H67ZM133 222V223H132ZM146 222V221H145ZM147 222H149V220L147 221ZM158 222V221H157ZM168 222V221H167ZM172 222V221H171ZM62 223V222H61ZM72 223H74V222H72ZM83 223V222H82ZM111 223V222H110ZM121 223H119V225L121 224ZM151 223H153L152 221H151ZM163 223V222H162ZM166 223V222H165ZM169 223V222H168ZM183 223V222H182ZM187 223V224H186ZM186 223L184 224V226H183V231H180V232H177L176 234V236L177 237H171V238H173V239H171V240H169V238H165V237H163L161 240L158 238V239H154L153 241L154 242H158V243H156V245H155V247H154V245L152 244L151 245V247H149L148 249H147V251H145L146 253H145V256L144 257H141L140 259H137V257H136V255H137V250L133 247V246H131V245H127L125 248H126V250L127 251H125V250H120L118 247L121 245V246H123L122 248L124 249V246L128 243L127 241H129L128 240V238H127V236H129V237H131V238H134L133 237V233H132V231L134 230V228H136V227H128V228H122L123 230L125 229V231L127 232V234H125L126 235V242H123L122 241V244H121V242H120V245L118 244V246H116V248H114V247H109V248H106L104 251H102V255L100 256L99 255V252L101 251L100 249L102 248V246H101V248L99 249V248H97L98 247V245L99 244H96V246L97 247H95V249L97 248V250L99 251H97V253H98V255L100 256H98L97 255V253H96V257L99 259H104V264H105V262H108V261H114V259L115 258H117V261H119L117 264H123V262L122 261H125L126 262V264H264V245H262V239L263 238H261V237H259V235L258 234H255V232H252V231H247L246 232V234L249 236V237H251L252 239H249V238H242V237H244L245 236V233L244 232H239V234H241L240 235V238H238L237 240H231L230 239V237H228V240H231V241H226L225 242V240H227V238L225 237H223V234L221 235V236H214L215 235V233L214 234H212L213 236H211V235H209V238H208V236H207V234H204V235H206L207 236V238L208 239H206L205 237H203V235H193V233L195 232V229L196 228H198V225L196 224L195 226L193 225V224H195L196 223V221L195 220H193V221H190V222H188V221H186ZM259 223V222H258ZM117 224V223H116ZM116 224H114V225H116ZM149 223H147V224H145V226L146 225H148ZM159 224V223H158ZM164 224V223H163ZM14 225V226H13ZM57 226L59 225V224H56ZM79 225V224H78ZM92 225V224H91ZM118 225V226H119ZM232 225V224H231ZM261 225V224H260ZM262 225H264V220H263V222H262ZM68 226H69V224H68ZM83 226V225H82ZM85 226V225H84ZM117 226V225H116ZM117 226V227H118ZM121 226H124V225H122L121 224ZM120 226V227H121ZM128 226V225H127ZM139 226V227H140ZM143 226V227H142ZM152 226L153 225H151V229H152ZM169 226H173L172 224L171 225H169ZM207 226V225H206ZM206 226L204 227V228H206ZM58 227H61L60 225L58 226ZM58 227H56L57 228V231H58ZM159 227V226H158ZM162 227V226H161ZM256 227V226H255ZM263 227V226H262ZM54 228V227H53ZM66 228V227H65ZM72 228V227H71ZM111 227H109V226H106V229H107V232H110L111 234H112V236H113V234H115L114 232H113V230H111L110 229ZM141 228H139L140 230H142ZM154 228V227H153ZM219 228H218V232H219ZM227 229H228V226L226 227ZM144 229V228H143ZM146 229H148L147 227H146ZM158 229V228H157ZM167 229V228H166ZM206 229H209L208 227L206 228ZM226 229V230H227ZM232 229V228H231ZM253 229V228H252ZM71 230V229H70ZM82 230H83V227H81V231H80V233H82ZM88 230V229H87ZM117 230V229H116ZM115 230V231H116ZM136 230V229H135ZM134 230V231H135ZM160 230V229H159ZM164 230H165V228H164ZM192 230H193V232H192ZM202 230V229H201ZM212 230V229H211ZM215 230V229H214ZM254 230H256V229H254ZM89 231V230H88ZM88 231L86 232V233H88ZM133 231V232H134ZM138 231V230H137ZM144 230H142V233H144V232H146V231H144ZM149 230H147V232H148ZM161 231V230H160ZM178 231V230H177ZM206 231V230H205ZM210 231V230H209ZM228 231V230H227ZM226 231V232H227ZM55 232V231H54ZM63 232V231H62ZM65 232V231H64ZM76 232V231H75ZM74 232V233H75ZM90 232V231H89ZM122 232V231H121ZM136 232V231H135ZM141 232V231H140ZM151 232V231H150ZM150 232H148V233H150ZM157 232V231H156ZM199 232V231H198ZM203 232V231H202ZM201 232V233H202ZM232 232V231H231ZM73 233V234H74ZM79 233V232H78ZM92 233V232H91ZM125 233V232H124ZM139 233V232H138ZM148 233H146V234H148ZM161 234H162V232H160ZM166 233V232H165ZM204 233V232H203ZM205 233H207V232H205ZM60 234V233H59ZM66 234H69V231H67L66 230ZM89 234V233H88ZM110 234V235H111ZM238 234V235H239ZM261 234H264V229L262 228V230H261ZM79 235V234H78ZM82 235V234H81ZM81 235H79V236H81ZM119 235V234H118ZM139 235H141V234H139ZM149 235V234H148ZM152 236H154L153 234H151ZM108 237H109V235H107ZM169 236H172L171 234H169ZM228 236H230V235H228ZM67 237H70V235H68ZM73 237H74V235H73ZM87 237V239L88 238H90L89 237V235H87L86 236ZM86 237H84V239H86ZM93 237V236H92ZM96 237V236H95ZM120 237V236H119ZM136 237L138 238V236L136 235ZM140 237V236H139ZM147 237V236H146ZM247 237V236H246ZM124 238V237H123ZM141 238H143L142 236H141ZM140 238V239H141ZM148 238V237H147ZM150 238V237H149ZM157 238V237H156ZM69 239V238H68ZM111 239V242L113 243V241H112V238L110 237L109 238V240ZM113 239H115V237H113ZM121 239H122V236H121ZM82 240H83V236H82ZM90 240V239H89ZM92 240V239H91ZM69 241V240H68ZM85 241V240H84ZM100 240L98 239V242H99ZM115 241V240H114ZM134 241V240H133ZM143 241V240H142ZM171 242V243H173V245L175 244L176 245V247H175V249H170V248H172V247H170L169 248V246H168V248H167V246H166V243L167 242ZM242 241H247V242H249L248 243V246H250V243H254V244H252L250 247H242V244H240V242H242ZM92 242H94V240H92ZM110 242V241H109ZM115 242H117V241H115ZM257 242H259L258 244H257ZM9 243H12L13 245H14V247H15V249L14 250H12V251H9V250H6L5 251V247L6 246H8V244ZM82 243V242H81ZM86 242H84V244H85ZM88 243H89V241H88ZM95 243H97L96 241H95ZM95 243H92V246L94 245L95 246ZM100 243L101 244H104L102 241H100ZM140 242H138V244H139ZM144 243V242H143ZM143 243H141V244H143ZM148 243V242H147ZM147 243H145V244H147ZM246 243V242H245ZM69 244H70V247H68V248H70L69 250H71L72 251V249L73 250H78V252L80 253H82V252H85L84 251V249L82 248L83 247V245L82 246H80V239H78V240H70L69 241ZM129 244V243H128ZM149 244V243H148ZM237 244L238 245H240L239 247L237 246ZM255 244H257V245H255ZM85 245H87V244H85ZM150 245V244H149ZM170 245V244H169ZM174 245V246H175ZM245 245V244H244ZM53 246V247H54ZM87 246H89V245H87ZM140 246V245H139ZM142 246V245H141ZM144 246V245H143ZM142 246V247H143ZM246 246V245H245ZM18 247V248H17ZM104 247H105V244H104ZM12 248V247H11ZM23 248V249H24ZM72 248V249H71ZM84 248H86L85 246H84ZM91 248V247H90ZM119 250H118V249ZM121 248V247H120ZM155 248H156V250H155ZM174 248V247H173ZM6 249H8V248H6ZM21 249V248H20ZM33 249V250H32ZM40 249V248H39ZM82 249V251H80V250ZM87 249L88 248H86L85 250L87 251ZM113 249V250H112ZM114 249H117V250H114ZM142 249V248H141ZM22 250V249H21ZM43 250H44V248H43ZM46 250V249H45ZM59 250H61L62 252H63V250H64V246H63V249H57V251H59ZM92 250V248L89 250V251H91ZM94 250V249H93ZM109 250V251H108ZM145 250V249H144ZM177 250V251H176ZM23 251V250H22ZM39 251V250H38ZM41 251V250H40ZM39 251V252H40ZM50 251H51V249H50ZM61 251H59V253L61 252ZM66 251V250H65ZM64 251V252H65ZM107 251V252H106ZM139 251H140V249H139ZM138 251V252H139ZM141 251H143V250H141ZM151 251V252H150ZM45 252V251H44ZM49 252V251H48ZM47 252V253H48ZM62 252H61V254H62ZM63 252V253H64ZM77 252V253H78ZM106 252V253H105ZM52 253H54V252H52ZM74 253V252H73ZM72 253V254H73ZM80 253V254H81ZM86 254H87V252H85ZM85 253H82V255L81 256H83L82 258L84 259L85 258V256L86 255H83V254H85ZM93 253V251L90 253V254H92ZM94 253V254H95ZM37 254V253H36ZM40 255H41V253H39ZM45 254V253H44ZM50 254V253H49ZM65 255L67 254L66 252L64 253ZM76 254V253H75ZM89 254V253H88ZM87 254V257L89 256ZM33 255H35V254H33ZM48 255V254H47ZM53 255V254H52ZM56 255H57V253H56ZM65 255H63V256H65ZM76 255H78V254H76ZM144 255V254H143ZM173 255L175 256L174 258H173ZM45 256H46V254L44 255V258H45ZM80 255H78V257L77 256H74V258L76 259H73V260H75L76 261V263L77 264H82L81 262V256L79 257ZM91 256V257H90ZM88 258L90 259H88L87 261L88 262H90V261H92L93 262V260H92V257L94 256H92V255H90ZM146 256H148V257H146ZM18 257V256H17ZM48 257V256H47ZM69 257V256H68ZM71 257V256H70ZM87 257L85 258V259H87ZM193 257H198V260L197 261H195L194 260V258ZM72 258H73V255H72ZM81 258V259H80ZM96 258V259H97ZM19 259V258H18ZM38 259V258H37ZM84 259V260H85ZM20 260V259H19ZM34 260V259H33ZM36 260V259H35ZM39 260H42V259H39ZM53 260V259H52ZM51 260V261H52ZM55 260V259H54ZM66 260V259H65ZM69 260V259H68ZM2 261V260H1ZM10 261L8 262L7 260H5L4 259V261L3 262H1L0 264H9L10 263ZM18 261V260H17ZM43 261V260H42ZM41 261V262H42ZM50 261V260H49ZM70 261L71 260H69V261H67V263H69L70 264ZM74 261V262H75ZM97 261V260H96ZM39 262V261H38ZM55 263H56V261H54ZM71 262H73V261H71ZM73 262V263H74ZM92 262L90 263V264H92ZM95 262V261H94ZM115 262V261H114ZM45 262L43 261V264H44ZM59 263H60V261H59ZM73 263H71V264H73ZM75 263V264H76ZM85 263H87L86 262V260H85V262L83 261V264H85ZM19 264V263H18ZM29 264V263H28ZM31 264H32V262H31ZM33 264H35V263H33ZM87 264H89V263H87ZM95 264V263H94ZM98 264V263H97ZM100 264H102V263H100ZM107 264H109V263H107ZM111 264V263H110Z\"/></svg>",
	"mask_w": 264,
	"mask_h": 264
}]
</instances>
